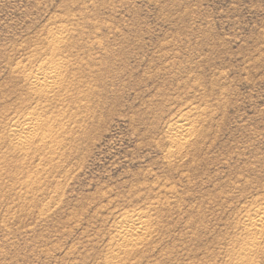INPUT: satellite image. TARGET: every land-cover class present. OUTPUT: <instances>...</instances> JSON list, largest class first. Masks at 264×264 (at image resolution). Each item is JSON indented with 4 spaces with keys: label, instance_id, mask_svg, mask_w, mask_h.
Masks as SVG:
<instances>
[{
    "label": "rangeland",
    "instance_id": "rangeland-1",
    "mask_svg": "<svg viewBox=\"0 0 264 264\" xmlns=\"http://www.w3.org/2000/svg\"><path fill=\"white\" fill-rule=\"evenodd\" d=\"M259 208L264 0H0V264H264Z\"/></svg>",
    "mask_w": 264,
    "mask_h": 264
},
{
    "label": "bare ground",
    "instance_id": "bare-ground-1",
    "mask_svg": "<svg viewBox=\"0 0 264 264\" xmlns=\"http://www.w3.org/2000/svg\"><path fill=\"white\" fill-rule=\"evenodd\" d=\"M55 41V40H54ZM56 42V41H55ZM55 42H53V47H56ZM58 46L55 48L57 51ZM28 83V88L33 91V93H40L41 95L45 93H50L57 89L62 81V75L60 70L55 66L49 70H41L37 74L28 77L26 79ZM33 122V119H27L24 122V127L22 129H16V124L14 128L11 129L12 137L19 146H25L33 140V134L29 130V125ZM175 131L180 134V137H172V143L176 146L183 145V141L187 140L190 132L188 123H181L179 125L175 124ZM35 137H38L36 134ZM247 230H251L254 233L260 232L264 229V208H259L253 214L248 215L245 223ZM148 223L144 220L143 216H131L126 217L120 222V226L117 231V237L123 242V247L120 250L131 249L136 246L139 242L143 240L148 232ZM131 247V248H128ZM123 248V249H122ZM245 249V248H244ZM128 251V250H127ZM251 248H247L243 253H250ZM121 254V253H120ZM120 256H118L119 258Z\"/></svg>",
    "mask_w": 264,
    "mask_h": 264
}]
</instances>
